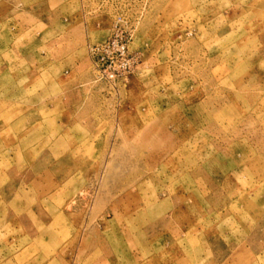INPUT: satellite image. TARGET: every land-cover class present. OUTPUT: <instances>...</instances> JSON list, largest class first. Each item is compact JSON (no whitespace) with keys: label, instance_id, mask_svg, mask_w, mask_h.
Wrapping results in <instances>:
<instances>
[{"label":"rangeland","instance_id":"obj_1","mask_svg":"<svg viewBox=\"0 0 264 264\" xmlns=\"http://www.w3.org/2000/svg\"><path fill=\"white\" fill-rule=\"evenodd\" d=\"M0 264H264V0H0Z\"/></svg>","mask_w":264,"mask_h":264},{"label":"built area","instance_id":"obj_2","mask_svg":"<svg viewBox=\"0 0 264 264\" xmlns=\"http://www.w3.org/2000/svg\"><path fill=\"white\" fill-rule=\"evenodd\" d=\"M89 52L98 69L99 78L103 77L112 82L119 77H126L131 69L126 40L116 33L90 46Z\"/></svg>","mask_w":264,"mask_h":264}]
</instances>
